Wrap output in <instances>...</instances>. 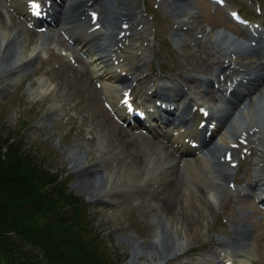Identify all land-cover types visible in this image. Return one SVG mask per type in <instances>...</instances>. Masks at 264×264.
I'll return each mask as SVG.
<instances>
[{
	"label": "rangeland",
	"instance_id": "rangeland-1",
	"mask_svg": "<svg viewBox=\"0 0 264 264\" xmlns=\"http://www.w3.org/2000/svg\"><path fill=\"white\" fill-rule=\"evenodd\" d=\"M95 1L91 9L98 10L103 16L101 8L105 0ZM123 1L119 0L118 4ZM175 1L130 0L129 9L139 25L127 37V43L139 56L132 59L133 55L129 53L131 59L126 56L123 61L125 67L121 72L128 70L127 73L136 80L127 92L134 94L151 90L154 88L152 80L160 83L178 81L199 104L213 111L218 110L219 100L215 102L212 97L220 92L213 85L224 86L226 83L217 82L218 67L221 69L226 64L231 70L229 60L232 59L231 66H236V73L241 71L244 77H248L247 70L252 68L246 69L243 62H237L245 58L243 55L239 57L229 51L236 56L228 57L229 47L243 52L246 46L252 51L244 41L258 42L264 47V0ZM229 9L241 12L258 26L251 30L243 28L230 18ZM7 10L5 0H0V11L3 13L0 31L7 34L21 31L22 35L12 47L14 55L0 57V137L10 147V150L5 147L3 152L6 156L8 153L14 156L20 150L26 158L27 170L47 177H39L40 181H44L37 186L39 194L6 209L10 217L20 215L26 220L23 230L32 243L21 247L28 255L23 264H81L76 261L79 255L73 259L65 252L60 238L66 227L75 221L78 206L69 205L60 197H78L84 201V211L88 214L86 236L90 231L100 233V249L110 253L114 264L159 262L164 254L158 246H152V242L158 244L159 235L162 233L164 236V225L169 229L173 227L182 250L172 253L169 249L167 258L160 264H189L193 261L218 264L219 257L226 256L225 251H237L221 242H230L236 236L245 238L241 251L235 253L237 264H264V211L255 213L260 207L251 186L252 175L256 173L255 163L258 159L264 160V93H256L245 102L249 108V121L259 128L257 136L260 139L248 147L247 142L234 146L240 165L234 168V186H229L228 181L223 182L224 189L217 191L218 194L206 192L207 197H204L201 189L205 187L208 190L209 180L222 183V177L212 176L214 172L210 167L202 171L203 178L194 177L189 166L185 167L186 164L182 163L180 191L175 196L178 209L172 215H161L152 211L156 204L153 200L155 192L137 188L136 182L150 179L151 188L157 176L166 175V179L170 177L169 181L174 179L175 175L171 177L169 173L160 172L169 161L167 151H172L168 143L158 135L152 136L143 131L137 124L135 129H130L137 137L127 132V127L119 126L105 99L111 102L122 97L119 82L94 79L95 71L101 65H92L91 54L82 44L64 34L60 29L61 23L49 25L45 30L32 29L38 33L32 34L30 24L23 16L10 15ZM138 33H143V37L140 38ZM262 56L249 53V58L242 61L263 64ZM31 58L34 60L27 64L26 61ZM142 63L141 68L137 67ZM15 64L21 65L20 69H15L16 72L12 69ZM199 65L204 68L209 66L211 70L198 72L196 67ZM179 74H196V78L189 85L179 79ZM146 79L148 81L144 82ZM203 79L211 80L209 89ZM103 86L111 91H103V94ZM132 87L140 90L135 91ZM261 87V92H264V86ZM179 100L182 102L184 99L180 97ZM175 111L179 114L180 109ZM164 127L171 130L168 124ZM224 135L216 133L218 137H215L214 144L222 143L220 137ZM188 157L182 162L194 158ZM172 158H175L174 155ZM173 164L177 162L174 160ZM130 170H135L134 176L130 175ZM97 180L99 183H95ZM187 185L194 188V193L187 192ZM243 189H249L253 195L246 196ZM50 197L60 199L58 204L48 207L49 211L55 212L52 217L48 216L50 213L37 211L43 201L49 203ZM182 205L183 209L179 212ZM252 214L254 217L250 218L248 215ZM182 223L204 225L201 236L191 235V229ZM29 246L34 253L27 251ZM8 249L15 253L12 243ZM95 250L99 247L93 248L92 253ZM177 256L182 258H173Z\"/></svg>",
	"mask_w": 264,
	"mask_h": 264
},
{
	"label": "bare ground",
	"instance_id": "bare-ground-1",
	"mask_svg": "<svg viewBox=\"0 0 264 264\" xmlns=\"http://www.w3.org/2000/svg\"><path fill=\"white\" fill-rule=\"evenodd\" d=\"M90 1H94V0H41V1L40 0H5L6 6L8 7L7 11L10 15L11 14L13 15V13H15L18 16L21 15L25 17L31 14V17H33L34 19L33 24L35 22L38 24H41L44 20H48L47 18H50V17L53 18V22L55 21L56 24L61 23L63 25L62 26L63 31L66 33V35L77 39V42L82 44V47H84V49H86V51L91 54L92 65H99V66L101 65L100 69L98 68L95 71L96 73L94 72L96 77L98 78L102 77V79H105V80L110 79L112 81L113 79H115L118 82L120 80L122 83H125L128 85L130 84L132 86V84L130 83L132 80L129 77H125V75H123L121 72H115L114 67H117L116 65L109 66V62L119 61L118 63H120L122 67H125L123 63V61L125 60V57L127 56L128 59H131L132 57L128 55L129 53L133 55L132 59L139 56L133 53L134 47L131 46L130 43L129 44L127 43V37L129 38L132 35L131 32L133 30H136L139 25V21L136 20L135 14L133 13L132 10L129 9L130 0H124L121 5L118 4L119 0H105L104 5H102L103 8H101V10L104 11L102 23L100 22V20L97 22V23H101V26L99 27L96 26V24L91 23V21L94 18L99 17V13L96 10L90 11V8H89ZM33 2L39 4V15H37L33 11V8H32ZM51 2H54V5ZM174 2L176 1L174 0ZM1 17L3 18V13L0 11V18ZM79 25L86 26L87 30L84 33V35H81L79 31L77 30V27ZM91 27L93 28L91 29ZM31 31L33 32L32 34H38L36 31H33V30ZM135 34L137 33L135 32ZM21 35H22L21 31L16 32L14 34H12V32L10 34H7L6 32L3 33L2 31H0V57H5V55L7 57H11L14 55L12 47L14 44H16L15 42L19 41V38H21ZM138 35L140 38L143 37V33L142 34L138 33ZM110 45H112L114 48L111 49L109 53H107L108 49L106 47ZM230 48L227 53L228 57L234 56L231 53H229V51H231L234 54H237L239 57L243 55L245 56V58H249L248 57L249 53L255 52L254 49H252L251 51L246 46L243 48L244 49L243 52H236L235 49L230 50ZM262 58L264 57L262 56ZM242 59L238 60L237 62H243L245 64L244 67L246 69H250L251 68L250 66H252V68L251 70H247L248 78L246 81L248 83V86H245L244 88L239 90L238 98L241 100V103L246 101V99L249 97H250L249 99L251 100V95L253 96L256 93H260V95H262V93H264V92H261V88H262L261 86H264L263 85L264 84V63L263 64L260 63L261 65L257 64L256 62L247 63L248 60L242 61ZM32 60L34 59L31 58L27 60L26 61L27 64H31ZM215 62L219 64L223 63L222 61H218V60H215ZM230 62H233L232 59H230ZM141 65L143 66L144 63H142ZM20 68H21L20 64H15L12 66V69L15 72ZM196 69L198 72H209L211 70L209 66L204 68L202 65L197 66ZM218 69L216 71V76H219V79L217 80V82L219 83L227 82V79L232 78L233 75L236 74V71H237V68L234 69L233 67H231L230 68L231 70L228 69L229 71L225 72L227 68L224 66L221 69L219 70ZM251 74H253V77H251ZM220 75H222L223 77L220 78ZM147 81L148 79L144 80V82H147ZM151 82H153V84L155 85H154V90H152V93L150 92V96H153L156 94L160 99H163L165 95L175 94L178 91L182 90V88H175V87L167 86L165 84H158L157 82L153 80ZM207 84L210 88L211 80H208ZM102 89H103L102 90L103 94H104L103 91H107V92L111 91V90H108V88L104 86ZM133 90L135 91L140 90V88L139 89L133 88ZM142 96H143V93L140 91H138L137 93H134L129 98L130 100H128L127 104H130L134 99L136 100V102L138 100H141ZM106 97H108V95ZM105 99L106 101L109 102L107 98ZM119 99L117 100V102H112V101L109 102L110 105L112 106L111 108L114 109V111L117 114L121 113L123 109L122 101H120ZM178 100H176V102ZM190 101H191L190 104L199 105L198 102H192L193 100H190ZM166 103L173 105L175 103V100L169 99ZM194 105H190L189 108H187L186 110H183L184 114L182 113L178 115V118L182 116L181 119H179L178 121H177V117L175 118V114L173 115L174 121L177 124V126H184L183 123H185L186 120L187 122L189 120L191 122V125L189 127H186L185 129H182V127H180L179 129H182V130H180L174 138L168 140L170 146L173 148V151L172 152L167 151V154H168L167 160L169 161L166 162L167 164L163 163L164 166L163 167L161 166L162 168L160 172L164 174L169 173V176L171 177L175 175L174 179L169 181L168 179H166V175H162L161 178L160 176H157L155 181L152 183L151 188H150V183H149L150 179L146 178L144 180H139L136 182L137 188H143V189L146 188L150 190L151 192H155V197L153 198V200L156 202V204L152 211L159 212L161 215L166 216L167 214H170V213L172 215L178 209V203L175 200V196L180 191V182H181L180 173H182V171L180 170L181 161L179 158L182 157L180 156L181 154L188 151V148L186 147V145L188 144H185V142L196 141L198 145L193 146V148H191L190 150L193 152L199 150L203 155V156L197 155L196 157L193 158V160H187L185 162L186 164L185 167L189 166V171L194 177L203 178L201 171L197 167L198 165L204 166V169H207L208 167H211L213 169V167H215L217 168L218 171H220L222 175V179H221L222 183L209 180V185L207 186L208 190L206 191L205 188L201 189V191H203L202 192L203 196L207 197L206 194L208 192L209 193L216 192L218 194L217 191H220L221 189L223 190L224 189L223 182L228 181L229 186L231 185L233 186L232 179H234V176H235L234 171H233L235 162H234V156L232 154L235 153L234 146L236 144H240L242 141H245V140L247 141L249 140L248 146H250L251 143H256L257 139L258 140L260 139V137L257 136L259 135L258 133L260 132L257 129V127L254 126V124H252L250 121H244L243 119L244 113H245L244 115L247 116L248 118V114H246L247 111L245 109L238 110V114L242 116V119L240 116V118L236 121L237 124L235 121H231L229 125L224 126V124L230 121V116L227 115L226 113H223L221 116L218 115L217 119L218 120L221 119V121H223V123L219 121V124L222 127L221 126L216 127L212 131V135L210 137H207V136L203 137L199 131L202 129L201 124H199V120L203 117L204 113L201 110H198V111L194 110L193 114L191 115L185 114V113H192L191 106L194 107ZM238 106H240V104H238ZM158 108L159 109L155 111L156 121L159 124H162L170 120V118L164 115L165 110L162 109L161 106H158ZM236 111H237V108H235L233 114H235ZM185 116H189V117H185ZM211 118H213V115L211 116ZM147 122L145 123L144 126L150 129L151 124L148 123V126H147ZM220 132H224L225 134L223 137L222 136L220 137L222 143L214 144V139L215 137H217L216 133L220 134ZM127 137H128V134H127ZM164 149L166 150V148ZM227 151L231 155L226 156V157H230V159L225 158L223 162H220V157L222 156V153H223V157L225 155H229L227 154L228 153ZM205 153L207 156L205 155ZM256 153H258L257 149H256ZM173 155L175 157L174 158L175 160L178 158V161H176L177 164H173L174 162V159L172 158ZM255 164H256V174L255 173L254 174H255L256 179L253 184V187L262 189V195L264 196V160L258 159ZM130 171H131L130 175L134 176V174L136 173V172L134 173L135 170H130ZM101 176H102V173H101ZM130 179L132 180L131 177ZM95 183H99V181L97 180ZM186 190L187 192L193 193L192 192L193 188L190 185H187ZM181 209H183V205L182 207H180L179 212ZM209 210H210V207H209ZM179 212H176V213H179ZM182 224L191 229L190 231L191 235L194 234L197 237L201 236L204 225L202 226L199 223H190V224L182 223ZM172 228L169 229L168 226L164 225V227L162 228V231H164V236L162 235V233L159 235L158 244H155V242H152V246H158L159 250L162 251V253L164 254V256H161L159 258L160 261H164L167 258L168 256L167 251L169 249L172 251V253L182 250V248L180 247V243H179L180 241L179 237H177L176 233L173 231L174 229ZM244 239L245 238L243 236H240V237L236 236L235 239L231 240L230 242H224V241L221 242V244L223 243V245L228 248H236L237 251H234V252L225 251L224 254H226V256L223 258L219 257V263L220 264H237L238 259L235 253L239 252V250L241 251V248L244 245ZM133 250H135V248H133ZM173 258H177L179 260L180 258H182V256H179V257L177 256ZM160 261L157 262L156 264H160ZM204 263L209 264L210 262L205 261ZM189 264H200V263L197 261H193L192 263H189Z\"/></svg>",
	"mask_w": 264,
	"mask_h": 264
},
{
	"label": "trees",
	"instance_id": "trees-1",
	"mask_svg": "<svg viewBox=\"0 0 264 264\" xmlns=\"http://www.w3.org/2000/svg\"><path fill=\"white\" fill-rule=\"evenodd\" d=\"M5 147L10 150V147L0 137V264H23L25 262L23 259L27 258L28 255L26 254V249H21V247L32 243L28 239V233L23 230V223L26 220L20 215H12L10 217L6 209L7 207L12 208L16 204L25 203L31 200L36 193L39 194L40 188H37V186L44 183V181L39 180V177H43V179L47 177L45 174L40 176L41 173L39 172L33 173L31 170H27L24 162L26 158L20 150L14 156L9 153L6 156L3 152ZM60 199L69 203V205L78 206V215L75 217V221H73L72 225H68L64 232L60 234L65 252L72 255L73 259L79 255L76 261L81 264H114L110 253L108 252L107 254V252L100 249L101 234H95L94 231H90L89 235L86 236L85 227L88 221V214L84 211V201L78 197L77 199L60 197ZM60 199L50 197L49 203L45 204L43 201L42 205L39 204L37 211L45 214L50 213L48 216L52 217L55 212L49 211L48 207L58 204ZM11 235H14V237ZM11 243L15 247V253L8 249ZM96 247H99V250H95L92 253L93 248ZM72 249L75 250L74 253H72ZM27 251L34 253L32 246H29ZM18 255H21V257H18ZM39 257L43 258V255H39Z\"/></svg>",
	"mask_w": 264,
	"mask_h": 264
},
{
	"label": "snow or ice",
	"instance_id": "snow-or-ice-1",
	"mask_svg": "<svg viewBox=\"0 0 264 264\" xmlns=\"http://www.w3.org/2000/svg\"><path fill=\"white\" fill-rule=\"evenodd\" d=\"M32 8H33V11H34L37 15H39V4L33 2V4H32ZM234 15H235V14H234Z\"/></svg>",
	"mask_w": 264,
	"mask_h": 264
}]
</instances>
